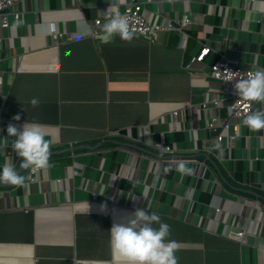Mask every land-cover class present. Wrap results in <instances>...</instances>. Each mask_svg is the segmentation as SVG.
Instances as JSON below:
<instances>
[{
    "label": "crops",
    "instance_id": "1",
    "mask_svg": "<svg viewBox=\"0 0 264 264\" xmlns=\"http://www.w3.org/2000/svg\"><path fill=\"white\" fill-rule=\"evenodd\" d=\"M128 1L18 0L0 32V164L26 169L9 123L39 122L50 152L35 181L0 183V264H136L112 252L109 228L140 207L170 225L177 264H264V128L235 124L230 146L205 126L228 113L210 64L264 65V0H137L151 22H191L153 41L91 33Z\"/></svg>",
    "mask_w": 264,
    "mask_h": 264
},
{
    "label": "clouds",
    "instance_id": "2",
    "mask_svg": "<svg viewBox=\"0 0 264 264\" xmlns=\"http://www.w3.org/2000/svg\"><path fill=\"white\" fill-rule=\"evenodd\" d=\"M100 40L104 43L115 36L121 39H131L133 32L129 27L127 16L113 8L109 17L102 25ZM237 95L254 102L264 103V66L256 67L248 76L235 81ZM30 103L36 105L38 100L32 97ZM249 129L264 128V107L249 111L242 119ZM11 137V148L23 159L22 168H44L49 164V140L39 122H24L18 129L9 123L6 127ZM171 165L166 166L168 171ZM175 168L180 173H190L184 160L176 162ZM0 183L22 185L25 176L16 167L5 161L0 164ZM154 222H157L154 224ZM170 225L160 219L155 212L146 211L143 207L136 208L126 222H115L109 228V245L112 252L119 257L136 264H177L174 254L176 243L166 239L169 236Z\"/></svg>",
    "mask_w": 264,
    "mask_h": 264
},
{
    "label": "built area",
    "instance_id": "3",
    "mask_svg": "<svg viewBox=\"0 0 264 264\" xmlns=\"http://www.w3.org/2000/svg\"><path fill=\"white\" fill-rule=\"evenodd\" d=\"M17 1L18 0H0V32L8 27L9 15L15 19L19 17L18 10L14 8ZM111 11L112 9H105L99 16L92 19L90 31L93 35L98 36L101 33L103 30L102 25L109 17ZM120 12L127 16L130 30L135 34L142 35L149 41H153L157 32L160 30L181 29L184 25L191 22V19L186 15L172 18L167 22H151L141 11V5L137 0H129ZM71 36L72 35L70 34H66L67 38H70ZM1 39L2 34L0 33V41ZM209 49L210 47L208 45H203L199 52L192 56L191 59L201 60ZM254 69L255 68L232 64L226 60H217L210 64L211 76L220 80L223 85L221 96L214 100V106L225 105L228 108L227 114L213 113L205 121V126L210 130L220 128L213 136L212 140L214 143H218L226 138L228 145L232 146L237 135L235 124L242 123L243 117L249 111H252V101L248 98L237 95L234 83L236 80L248 76ZM2 82L3 73L0 70V92L2 90ZM218 102H221V105L218 104ZM184 105L191 106V102H184ZM207 105V102L199 103V106L201 107H206ZM231 118L234 120L232 121ZM229 128H232V130L228 131ZM164 148L170 149L168 146H165ZM204 148L207 153L211 152V148ZM201 163L204 164V161H201ZM39 169L43 168H26L22 175H24L28 181H35L36 173ZM245 233V230L241 228H228L225 232L226 235L238 238H243Z\"/></svg>",
    "mask_w": 264,
    "mask_h": 264
}]
</instances>
